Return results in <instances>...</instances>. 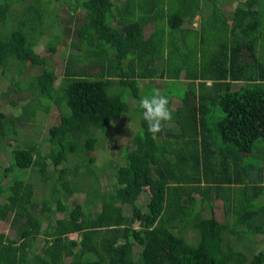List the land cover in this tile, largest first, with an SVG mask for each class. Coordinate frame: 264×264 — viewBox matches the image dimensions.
I'll return each instance as SVG.
<instances>
[{"label": "trees", "instance_id": "trees-1", "mask_svg": "<svg viewBox=\"0 0 264 264\" xmlns=\"http://www.w3.org/2000/svg\"><path fill=\"white\" fill-rule=\"evenodd\" d=\"M208 2L212 14L201 29L186 28ZM222 2L0 0V79H10L1 97L18 112H0L4 143H14L9 167L0 165L7 196L0 224L15 233H0V264H264V247L252 255V237L264 234V0L228 14ZM48 31L52 52L70 41L60 86L50 81L57 66L37 53ZM157 80L185 91L174 127L153 136L139 101L158 91L151 93ZM53 105L61 114L48 131L52 166L41 151L39 117ZM126 114H141V129L117 185L104 194L99 183L84 189L77 169L62 166L77 156L93 166L102 142L95 130L105 133ZM14 167L23 172L8 181ZM29 170L40 174L45 197L26 180ZM147 188L153 194L143 211L138 200ZM81 192L86 204L67 205ZM218 201L224 221L215 218Z\"/></svg>", "mask_w": 264, "mask_h": 264}, {"label": "rangeland", "instance_id": "rangeland-1", "mask_svg": "<svg viewBox=\"0 0 264 264\" xmlns=\"http://www.w3.org/2000/svg\"><path fill=\"white\" fill-rule=\"evenodd\" d=\"M240 2H244L245 0H239ZM43 8L50 6L49 3L42 2L40 4ZM236 7V4H235ZM53 9V7L51 8ZM79 14L84 15L85 13L82 11H78ZM62 18L65 19L66 15L61 14ZM52 30H55L54 28ZM52 34V31H48L46 37L40 40V43L37 46V53L41 58L47 57L51 61L52 64H55L56 67V73L57 77L51 78L50 81L52 84H55L56 86H60L61 79H59L63 72H64V66L65 62L63 60L64 50L67 49V55L70 51V41H63L59 47H57V50L55 52H52L48 47L47 43L50 40V36ZM3 63L2 60H0V72L2 71ZM28 70L27 72H29ZM32 79L29 78L27 80V85H30ZM2 82H10L6 79H0V112L6 115L16 114L17 115V108L13 107L9 103V99L4 100L1 96V90L3 88ZM56 82V83H55ZM155 84L158 86V88H155L152 86V92L153 93L156 89L164 95L167 96L169 101L172 102L171 110L175 111L179 106L178 97L181 96L185 91V85L183 83H178L171 81L165 89L166 83L161 80L155 81ZM241 84L236 85V88H239ZM150 91V88L148 89ZM166 90H170L172 92V95L170 92H166ZM149 91L146 90L147 93ZM145 95V94H144ZM174 96V97H172ZM13 99H17V97L14 95ZM60 110L59 107L53 105L51 109V114L48 118L44 119L39 117V120H41L45 126L43 128V136L40 138V145H41V151L44 156L50 161L51 165L53 166V157H52V151H51V143L49 141V135L48 131L49 128L52 127L57 121H59L60 118ZM141 114H136L134 117H130L128 114H126L123 119L118 120L112 124V126L105 132H101L99 130H95V134L98 137L102 138V142L100 139L99 146L97 148V151L91 153V157H93L96 162L93 166L90 168L88 167L89 164H86L84 166H81V161L78 160V156L70 157L69 163L63 165L62 167H67V165L70 166V168L75 171L77 169L79 173V178H81L84 182L78 181L79 185L83 187L84 189H89L86 185L89 184L90 187L96 186L97 183H99V190L101 194H104L105 191H111L113 188H115V185H117V179L115 177V174L117 173V170L120 166H124L126 164V156H127V147L130 146L131 140L135 136V133L141 129ZM3 122L0 121V165L5 168L9 167L10 160H12L11 157V150L14 147V143H11V141L6 142V132L3 127ZM166 128L171 129L174 127V123L170 122L165 124ZM263 146V145H261ZM6 149L8 151H6ZM81 158V156H80ZM14 173L10 175L8 178L9 180H16L17 179V173H22L23 170L17 169V167H14ZM52 168V167H50ZM86 169H89L88 171ZM53 171V169H52ZM70 179H73V175L69 177ZM26 180L30 183L35 184L36 192L38 195V198L45 197V187L41 180L40 174L36 170H29ZM1 181V178H0ZM99 181V182H98ZM7 183L1 182V185L6 186ZM88 185V186H89ZM93 192L96 193L95 188H93ZM50 193V192H49ZM152 192L147 188L145 192L141 195V197L138 200V205L143 211L147 210L148 203L150 201V197L152 196ZM51 196V195H50ZM7 197V196H6ZM5 196L0 195V204H4ZM86 194L84 192L77 193L74 197L70 198L67 202V205H72L74 201H77L78 203L86 204ZM95 212V211H94ZM128 213H130V210H128ZM62 214H57L55 217H51V219H48L45 223L46 226H51L53 224L52 222L55 221L56 218H62ZM215 218L217 221H224L225 219V213L223 204L221 201H218L215 204ZM135 227H138V224L134 225ZM0 233H7L10 236H14V231L11 230L9 224L2 223L0 224ZM79 236L74 235L72 238H78ZM80 238V237H79ZM78 238V239H79ZM253 242H256L253 247L254 251L253 254H257L258 251H260L264 247V234H260L257 236L252 237ZM125 253L130 254L133 252V245L126 246L123 248ZM135 253L139 251L137 247L134 248Z\"/></svg>", "mask_w": 264, "mask_h": 264}, {"label": "clouds", "instance_id": "clouds-1", "mask_svg": "<svg viewBox=\"0 0 264 264\" xmlns=\"http://www.w3.org/2000/svg\"><path fill=\"white\" fill-rule=\"evenodd\" d=\"M143 119L147 122L149 133L155 136L163 131L167 122L172 120V110L169 107V99L159 91L152 95H145L139 101Z\"/></svg>", "mask_w": 264, "mask_h": 264}, {"label": "crops", "instance_id": "crops-1", "mask_svg": "<svg viewBox=\"0 0 264 264\" xmlns=\"http://www.w3.org/2000/svg\"><path fill=\"white\" fill-rule=\"evenodd\" d=\"M246 0L244 2H240L238 0H224V2H222V7L225 9V11L227 12H232L234 11L238 6H240V3H245ZM236 4V7H235ZM203 15H198L194 21L192 23L186 22L185 23V27L189 28V29H196V30H200L201 26L203 24V16L204 18H207L208 16H210L212 14V5L210 2H208L207 4H203ZM150 33V32H149ZM149 35L147 32L145 33V36ZM144 37V36H143Z\"/></svg>", "mask_w": 264, "mask_h": 264}]
</instances>
